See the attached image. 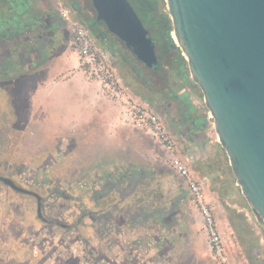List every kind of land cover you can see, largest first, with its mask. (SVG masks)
I'll use <instances>...</instances> for the list:
<instances>
[{
    "label": "crops",
    "instance_id": "crops-1",
    "mask_svg": "<svg viewBox=\"0 0 264 264\" xmlns=\"http://www.w3.org/2000/svg\"><path fill=\"white\" fill-rule=\"evenodd\" d=\"M77 62L78 54L69 40L57 33L41 56L24 63L19 75L5 78L0 93V105L5 102V108L0 109V115H4L9 130L19 131L20 140L4 146L0 153V220H16L22 231L14 234L10 230L9 236L0 237V262L161 264L158 259L163 253L157 248L166 234L158 237L151 233L153 237L139 238L142 230H128L123 225L124 234L119 238L103 237L97 244L93 237H77L74 232L79 222L90 226L89 221L100 214L97 210L133 202L134 195L123 194L137 193L142 177H156L158 173L149 169V161L163 162L159 157L166 152L148 134L126 124L123 107L105 97L101 84L77 69ZM130 90L136 101L143 102L138 91ZM174 99L179 118L176 128L168 123L166 126L176 140L175 153L188 161L195 177L203 174L198 169L199 161L193 162L192 156L204 150L209 156L220 157L228 168V157L217 136H209L213 120L207 115L199 87L186 79ZM66 140L70 143L65 144ZM19 177L48 180L38 192L13 188L2 180ZM66 179H80V184L65 187L61 183ZM125 181L130 182L128 189L124 188ZM232 185L236 183L232 181ZM22 202L26 209L20 211ZM47 204L58 210L49 213L44 208ZM76 204H83L88 214L78 218L72 211ZM61 215L64 220L60 222L56 218ZM196 218L201 227L199 213ZM130 233L137 237H130ZM88 235L89 231H85ZM137 239L146 241L147 246L137 247Z\"/></svg>",
    "mask_w": 264,
    "mask_h": 264
},
{
    "label": "water",
    "instance_id": "water-1",
    "mask_svg": "<svg viewBox=\"0 0 264 264\" xmlns=\"http://www.w3.org/2000/svg\"><path fill=\"white\" fill-rule=\"evenodd\" d=\"M95 21L147 67L155 44L129 0H90ZM173 42L202 92L217 141L264 226V0H165ZM94 23H92L88 30Z\"/></svg>",
    "mask_w": 264,
    "mask_h": 264
},
{
    "label": "rangeland",
    "instance_id": "rangeland-1",
    "mask_svg": "<svg viewBox=\"0 0 264 264\" xmlns=\"http://www.w3.org/2000/svg\"><path fill=\"white\" fill-rule=\"evenodd\" d=\"M55 1L57 2V6L59 2L61 3V0ZM41 4L42 0H0V31L6 29L8 24L15 25L18 22L15 21L17 19H31V16L36 14ZM159 11L165 12L168 16L165 0L159 3ZM10 17H12L13 21ZM64 39L69 40V36ZM85 76L91 80H95L86 74ZM125 77L133 88L132 84H134V81H131V77L127 74H125ZM123 81L125 82L124 78ZM128 92L132 95L130 90ZM4 108L5 102L0 105L1 110ZM0 122L1 153L3 147L9 145V143L13 142V144H17L20 140V134L17 130L11 131L8 129V124L3 114L0 115ZM69 143L70 141L66 140L65 144ZM149 164V169H155L158 175L153 178L142 177L140 179L138 186L140 190L134 194L133 202H128L118 208L96 211V213H100L97 216V221L102 220V223L105 220L108 221V223H104L103 225L109 231L107 233L104 227L99 228V226H96L100 230L98 233L103 237H114L117 231L118 234H124L122 232L124 227L121 225V220L125 219L124 226L128 230H142L139 237H153L152 234L154 233L158 237L167 236L164 240L158 242L161 246L157 250L163 253L161 259H158L161 264H218L211 256L206 237L202 233L199 221L196 218V213L198 212L194 209L187 190L180 192L178 183L175 180L174 183L168 184V177L169 179H173L175 174L163 162L158 161L154 163L149 161ZM194 175L197 176L195 173ZM47 180L41 178L29 180L26 177L14 178L17 185L34 192L40 191L41 184H44ZM81 180L83 182L87 181L84 178H81ZM74 182H77L76 184L78 185L80 184V179H66L61 185L68 187L69 184L71 185ZM1 184L2 182H0ZM168 185L176 189V194H169L164 199V195L169 189ZM215 190L214 184H210L204 191L205 197L208 202L210 201L216 205V207H213L214 205L209 202L213 207L219 230L224 237L226 253L230 263L264 264V226L257 220L255 222H249L244 217L241 210L245 209L250 211V208L239 186L231 185L229 187H222V192L220 193H217ZM115 197L117 195H114ZM20 207H22L20 211L26 209L23 202ZM83 207H79L77 210L78 212H82V216L85 214L81 209ZM55 210L57 209L55 208ZM55 210L53 211V208L46 209L49 213H53ZM130 217L133 220L137 218L138 221H141L136 223L135 221L129 220V223H127V219ZM21 228V226L16 224V220L5 222L3 218L0 220V237L9 236L10 230L14 234H18L22 231ZM163 234H166V236H163ZM129 235L132 237V235L136 236L137 234L130 233Z\"/></svg>",
    "mask_w": 264,
    "mask_h": 264
},
{
    "label": "flooded vegetation",
    "instance_id": "flooded-vegetation-1",
    "mask_svg": "<svg viewBox=\"0 0 264 264\" xmlns=\"http://www.w3.org/2000/svg\"><path fill=\"white\" fill-rule=\"evenodd\" d=\"M132 1H139L140 4L143 2L145 4L152 3L155 13L159 14V3L162 0H129L134 7ZM61 4L67 7L74 19L85 25L86 28L94 23L90 33L96 40L108 47L112 55L113 63L116 65L122 81L123 78L125 80V82L123 81L124 84L129 90L134 89L138 91L143 98V102L160 112L165 123L176 128L175 121L179 118V115L176 113L177 107L173 106V100H175L174 98L177 96V92L181 88V85L186 82V79L190 78L186 63L183 68L181 67V71H179L180 64L177 56L178 53L181 54V50L172 40V36L175 39L176 37L172 34V27L169 18L168 21L171 28L168 36L171 38L172 42L170 43L168 41V48L161 32H156L155 27H146L148 29V36L152 38L155 44V53L158 58V63L156 65L147 67L136 58L132 51L127 48L122 41L107 30L102 21L94 22L96 13L90 0H61ZM10 18L12 20V17ZM15 21H18L15 25L8 24L6 29L2 28L3 30L0 31V93L3 89V81L5 82V78H8L9 75H19L24 63L29 59L34 62L35 59L41 56L44 50L52 44L56 37V33H60L61 38H63V36L64 38L69 36L68 27L61 18L60 10L55 0H42L41 7L36 14L31 16V19L24 18ZM124 73L131 77V81H134V84H132L133 88L131 87L130 82H127ZM192 159L193 162L199 161L197 162L198 169L203 174L201 177L207 179V187L210 184H214L216 190L220 193L222 192V187H229L232 185V181L235 182L230 165L228 164V168H226L225 164L222 163L221 158L217 155L213 154V156H209L208 152L204 150L195 153L192 156ZM2 180L6 185L12 186L13 188L20 187L16 182L7 180V178H2ZM174 180L177 181L180 192H185L187 190L183 178L176 173L175 177L172 179V183H174ZM127 182L128 181L123 182L125 189H128L131 186L129 185L130 182ZM102 192L103 191H100V193ZM174 193L176 194V189L174 187L169 188L164 195V199H166L169 194ZM123 195L125 197H132L134 193L128 192ZM68 200L69 198L66 197V204ZM66 204H64L65 207L68 206ZM82 206L84 205L76 204L74 209L72 210L71 208L70 210L75 212L79 218L82 216V212H78L77 210ZM45 207L49 209L53 208V211L55 208L58 210V207H55L54 205L47 204L44 208ZM83 208L81 209L85 212V215L88 214L85 207ZM62 217L63 216L61 215L56 219L61 222L64 220ZM127 220V223H129V220L135 221L136 223L141 221H138L137 218L133 220L132 217ZM101 221L102 220L97 221V219L89 221L88 224H91L90 226L86 223L79 222L76 225V230H74V232L77 233V237H93L98 241L97 244H99L101 239H103V236L98 233L100 231L98 229L104 227V223H108L106 220L104 223ZM124 223L125 219H122L121 225H124ZM96 226H99V228ZM86 228L89 229L86 230ZM104 230L105 232L108 231L105 227ZM85 231H89L90 236H85ZM119 234L117 231L114 237L119 238ZM137 240V243H134L137 247L147 246L146 241L143 240L141 242V239ZM84 243L87 244L86 241H84Z\"/></svg>",
    "mask_w": 264,
    "mask_h": 264
},
{
    "label": "built area",
    "instance_id": "built-area-1",
    "mask_svg": "<svg viewBox=\"0 0 264 264\" xmlns=\"http://www.w3.org/2000/svg\"><path fill=\"white\" fill-rule=\"evenodd\" d=\"M58 8L62 20L68 27L69 44L78 54L77 69L97 80L101 84L102 94L123 107L127 125L148 134L165 149V154L159 158L174 173L183 178L193 206L201 217V231L206 237L211 256L218 264H231L213 207L205 197L207 179L195 177L191 173L188 161L175 153L176 140L167 128L160 112L145 102L136 101L128 92L129 89L122 81L108 47L98 43L88 28L76 21L69 9L60 2ZM209 136L216 137L212 124ZM241 212L249 222H255V216L251 211L242 209Z\"/></svg>",
    "mask_w": 264,
    "mask_h": 264
},
{
    "label": "trees",
    "instance_id": "trees-1",
    "mask_svg": "<svg viewBox=\"0 0 264 264\" xmlns=\"http://www.w3.org/2000/svg\"><path fill=\"white\" fill-rule=\"evenodd\" d=\"M132 4L134 5L136 12H137L138 16L140 17V19L142 20L145 27H149V26L155 27L156 32H158V33L161 32L163 34L164 42L168 48V41L171 43L172 40L168 36L169 30L171 27L169 25V21H168V17L166 15V13L162 12V11H159V14L155 13V9H154L152 3L145 4L143 2L140 4L139 1L138 2L132 1ZM97 42L101 43L98 40H97ZM101 44L104 45L103 43H101ZM177 57L179 58V64H180L179 71H181V69L184 67V64L186 63V61L180 53H178ZM20 190H23V189H20ZM113 208H115V207H113Z\"/></svg>",
    "mask_w": 264,
    "mask_h": 264
},
{
    "label": "bare ground",
    "instance_id": "bare-ground-1",
    "mask_svg": "<svg viewBox=\"0 0 264 264\" xmlns=\"http://www.w3.org/2000/svg\"><path fill=\"white\" fill-rule=\"evenodd\" d=\"M172 34H174V33L172 32Z\"/></svg>",
    "mask_w": 264,
    "mask_h": 264
}]
</instances>
